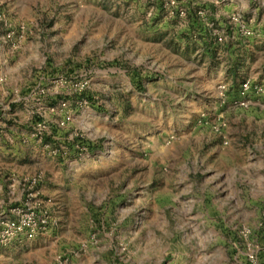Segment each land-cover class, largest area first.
Segmentation results:
<instances>
[{
	"label": "rangeland",
	"instance_id": "obj_1",
	"mask_svg": "<svg viewBox=\"0 0 264 264\" xmlns=\"http://www.w3.org/2000/svg\"><path fill=\"white\" fill-rule=\"evenodd\" d=\"M165 1L40 0L15 10L0 0V12L30 30L16 51L0 48L13 56L0 93V216L40 174L53 222L40 263L8 249L4 264H264V96L232 105L239 82L264 84V0L231 12L251 38L215 22L220 45L196 22L201 0H177L183 19ZM219 83L229 105L217 110ZM201 112L209 118L199 123ZM38 122L40 142L31 137Z\"/></svg>",
	"mask_w": 264,
	"mask_h": 264
},
{
	"label": "built area",
	"instance_id": "obj_2",
	"mask_svg": "<svg viewBox=\"0 0 264 264\" xmlns=\"http://www.w3.org/2000/svg\"><path fill=\"white\" fill-rule=\"evenodd\" d=\"M163 8L170 17L184 18L186 10L180 6L177 0H166ZM198 18H204L203 10L195 13ZM204 27L207 35L212 39L214 44H222L225 40V32L216 28V23L204 20ZM229 26L237 36L251 38L254 32L246 24L245 20L238 13H232L227 17ZM227 25V24H226ZM29 27L23 22L13 23L4 13L0 12V48H8L16 51L22 41L29 34ZM7 80L5 64L0 59V85H4ZM237 98L232 105L236 108L247 109L252 105L250 95L254 97L264 96V84L252 82L249 79L239 82L236 89ZM214 99L215 109L220 110L227 108L229 105V89L224 83H219L215 87ZM65 107V103L61 104ZM264 109V106L262 107ZM209 117L206 113L201 112L198 115V122L201 123ZM222 115L213 116L214 123L212 130L215 133H221L226 124L221 121ZM63 126V123H60ZM31 137L40 142V122L35 123L32 129ZM224 143L227 140L224 139ZM83 154H80L82 156ZM85 155V154H84ZM23 198L20 203L12 206L6 213L0 216V247H7L14 242L22 240H33L39 235L44 234L53 226L48 209L50 200L40 198V190L37 186L40 184V174H36L23 180Z\"/></svg>",
	"mask_w": 264,
	"mask_h": 264
},
{
	"label": "crops",
	"instance_id": "obj_3",
	"mask_svg": "<svg viewBox=\"0 0 264 264\" xmlns=\"http://www.w3.org/2000/svg\"><path fill=\"white\" fill-rule=\"evenodd\" d=\"M13 1H14L13 5L15 7V10H20L21 7H26L28 5H34L35 6V5H37L38 2L40 3V0H13ZM201 1H202V4H201V2L197 1L198 3H197V6L194 8V13L198 10H203V12H204V18L203 19L207 20L209 18V19H212L214 22H221L222 20H225L224 18L227 19V17L231 14V12L234 11L236 6H238V3H240V7L244 6L243 1H241V0H231L229 2V4L228 3L222 4L221 0H219V1L209 0L212 3V7L214 8L213 11L215 13H212V12L208 13V6L209 5L206 4L202 8L203 3H205L203 1H206V0H201ZM245 5H247V4L245 3ZM206 10H207V14H208L207 16L205 15ZM195 17L197 19V21H196L197 23H199L201 25L204 23L203 19L198 18L196 16V14H195ZM0 52H2L0 54V59L5 64L6 74H7V76L8 75L10 76V68H9L10 65L9 64H10V62H11L10 60L13 56L9 57V55L5 52V50H1ZM200 71H203V69H201ZM212 78H213V76H212ZM5 84H7V83L5 82ZM4 87H5V85H0V93L1 92L3 94L5 93L3 90ZM260 108H261V106H260ZM251 109H253V108H251ZM17 137L20 138V136H17ZM22 137H25V135ZM6 139L11 142L12 138L9 136H6ZM25 139L27 140V137H25L23 140L25 141ZM45 236H46V234L45 235L42 234V236L39 235L38 237L34 238L33 240H22L20 242H14L12 245H10L7 248L6 247L5 248L0 247V252H5V250L9 249V253L11 252V254L13 256H18L19 254L30 250V252L27 256L28 259H33V260H35L36 263H40V240L45 238ZM11 254H10V256H11ZM0 264H4V261L0 260Z\"/></svg>",
	"mask_w": 264,
	"mask_h": 264
}]
</instances>
